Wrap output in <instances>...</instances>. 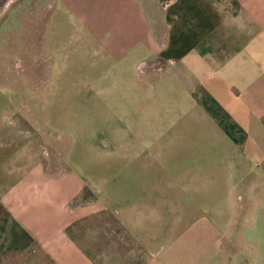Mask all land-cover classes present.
<instances>
[{"label": "crops", "instance_id": "0c3cea01", "mask_svg": "<svg viewBox=\"0 0 264 264\" xmlns=\"http://www.w3.org/2000/svg\"><path fill=\"white\" fill-rule=\"evenodd\" d=\"M50 1L65 28L45 72L0 57V264H255L228 231L246 204L242 158L214 170L207 132L165 130L183 114L217 127L215 112L264 143V0ZM65 65L80 67L50 72ZM96 117L124 134L92 142L94 163L119 157L108 185L68 153Z\"/></svg>", "mask_w": 264, "mask_h": 264}, {"label": "rangeland", "instance_id": "374dc122", "mask_svg": "<svg viewBox=\"0 0 264 264\" xmlns=\"http://www.w3.org/2000/svg\"><path fill=\"white\" fill-rule=\"evenodd\" d=\"M38 1L39 6L35 8V3ZM50 14H52L50 0H8L6 3L0 5V57H7L9 55L10 60L21 61L24 70L28 69L29 58L33 57L38 62L37 71L45 72L47 63L50 65L51 61L49 45H51L53 38L60 35L59 30L56 31V28H65L62 20L56 21V17L50 19ZM39 36L43 40H40ZM53 66L50 72L54 74L78 72L77 67H80L73 65ZM24 70L11 72H27ZM210 113L211 123L215 122L217 127H212L208 120H206L201 124L209 125L208 128H192L196 125H192L193 116L185 118L183 114L182 120L191 121H182L183 125H181V128L166 129V136L175 139L180 137L188 138L190 136L199 137L204 132H207L208 137L212 138L213 142L210 146L213 158L218 159L213 161L214 170H222V167H225L226 162L220 160L221 155L235 156L238 154L242 158V162L239 160L238 170L243 171L245 174L243 184L246 189L244 193V203L246 204L243 213L235 219L238 222L237 226L235 222H233L234 224L231 223L228 231L235 236L236 227H240V232L244 235V239L241 240L240 238L243 250L242 254L248 258L250 263H252L251 260L253 259L255 264H264V143H257L259 139L255 140L256 136L252 139L248 135L249 133H253V129L248 128L237 131L223 127V114ZM88 115L91 118L94 117L93 114ZM248 115L243 114V119L241 120H244V117ZM84 119L80 118V146H76L73 150L69 146L71 151H68V153L70 158L79 163L83 179L87 182H92L94 179L93 182L98 181V184L108 185L112 176L110 173L120 171L121 169L118 162L119 157H112L111 160L107 159L101 161V163H94L93 158L96 155H93L92 147L94 146L92 142L96 138L100 139L103 137L98 136V132L103 131L109 137L116 135L117 138H123V131L116 130L119 128H115V124L106 123L105 120L102 122L97 117L91 121ZM249 120L250 122L253 120L252 116ZM105 128H107V131ZM260 130H263L262 133L264 134V124L258 122L256 131ZM224 137L231 138L232 144L235 145L220 144L221 139ZM72 147L74 148V146ZM243 160L245 161L243 162ZM229 163L230 167H233L230 169L236 170L237 161L230 160ZM116 233H119V231L117 232L116 230ZM123 237L119 236L118 238L128 247V251H131L132 245ZM252 247L254 248L253 250ZM231 249H235V245L232 246L230 243L228 250L230 253L232 252ZM132 258L131 255L130 260H126V264H137L133 261L131 262Z\"/></svg>", "mask_w": 264, "mask_h": 264}, {"label": "water", "instance_id": "95a60500", "mask_svg": "<svg viewBox=\"0 0 264 264\" xmlns=\"http://www.w3.org/2000/svg\"><path fill=\"white\" fill-rule=\"evenodd\" d=\"M8 0H0V5L6 3ZM144 64H142L140 67H138V72L140 73H144V71L142 70Z\"/></svg>", "mask_w": 264, "mask_h": 264}, {"label": "clouds", "instance_id": "9594fccd", "mask_svg": "<svg viewBox=\"0 0 264 264\" xmlns=\"http://www.w3.org/2000/svg\"><path fill=\"white\" fill-rule=\"evenodd\" d=\"M237 22H238V26H239L240 28H243V27H244L243 22L240 21L239 18H237Z\"/></svg>", "mask_w": 264, "mask_h": 264}, {"label": "built area", "instance_id": "2783aa9c", "mask_svg": "<svg viewBox=\"0 0 264 264\" xmlns=\"http://www.w3.org/2000/svg\"><path fill=\"white\" fill-rule=\"evenodd\" d=\"M143 64H144V65H143V67H142V70L145 71V68H146L147 64H145V63H143ZM141 65H142V64H141ZM141 65H140V66H141ZM140 66H139V67H140Z\"/></svg>", "mask_w": 264, "mask_h": 264}]
</instances>
